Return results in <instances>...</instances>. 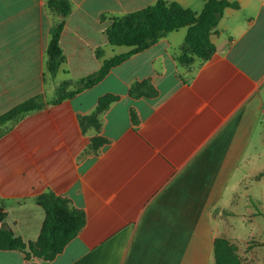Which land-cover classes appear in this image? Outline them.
Segmentation results:
<instances>
[{
    "label": "crops",
    "instance_id": "0c3cea01",
    "mask_svg": "<svg viewBox=\"0 0 264 264\" xmlns=\"http://www.w3.org/2000/svg\"><path fill=\"white\" fill-rule=\"evenodd\" d=\"M48 1L0 0V115L35 95L50 102L56 97L47 93L62 82L130 51L111 45L106 30L115 17L158 0H69L66 17ZM167 1L198 14L204 7V0L202 10L193 8L199 0ZM229 1L237 6L213 29L210 59L178 61L183 27L97 85L1 126L0 226L36 241L46 217L37 198L48 191L83 210L86 225L53 259L0 248V264H216L218 237L236 246L243 264H256L264 241L239 245L227 221L237 214L238 189L261 172L264 157V0ZM61 20L66 59L53 76L47 50ZM59 74L65 78L57 82ZM108 93L117 99L98 126L83 123ZM94 137L105 140L99 149ZM248 210L244 220L259 213Z\"/></svg>",
    "mask_w": 264,
    "mask_h": 264
},
{
    "label": "trees",
    "instance_id": "16d2710c",
    "mask_svg": "<svg viewBox=\"0 0 264 264\" xmlns=\"http://www.w3.org/2000/svg\"><path fill=\"white\" fill-rule=\"evenodd\" d=\"M48 6L55 14L66 17L72 10L69 0H49ZM237 6L229 0H204L201 13L183 7L179 2L158 0L145 8L115 17L111 26L106 30L108 41L113 46H128L131 50L106 59L102 67L76 82L64 81L56 90V98L45 102L42 95H35L17 104L7 112L0 115V128L6 123H17L26 115L42 110L49 103H60L66 98L97 85L112 68L121 64L133 54L149 48L167 34L180 28L187 27V34L182 53L178 61L184 65L192 64L195 59L208 60L215 52L211 41V33L223 16L227 7ZM64 21L58 22L51 30V39L48 45L47 68L55 76L65 55L60 44ZM71 85L75 89L69 90ZM132 87V93L137 90ZM156 91L146 94L155 95ZM117 96L108 93L99 98L95 112L84 118L83 123L94 121L98 126V115L106 110ZM3 133H0V136ZM105 140L101 137L92 139V147L99 149ZM38 204L44 209L46 217L38 239L34 242H25L14 233L0 226V248L3 250L18 249L27 255L43 259H53L61 253L65 246L74 239L86 225V215L83 210L76 208L71 200L56 194L53 191L42 193L37 198ZM5 213H0V222ZM216 264H243L236 252V246L225 237H218L215 241Z\"/></svg>",
    "mask_w": 264,
    "mask_h": 264
},
{
    "label": "rangeland",
    "instance_id": "374dc122",
    "mask_svg": "<svg viewBox=\"0 0 264 264\" xmlns=\"http://www.w3.org/2000/svg\"><path fill=\"white\" fill-rule=\"evenodd\" d=\"M193 6L195 10H202V0H199V6L196 4ZM122 47L123 49L126 48V46ZM62 78H65V76L59 74L56 81L60 82ZM53 97H56V93L51 90L47 93V98L51 99ZM259 167H261V172L254 177H250L238 189V196L236 199L234 198V204L232 205L237 214L230 221H227L231 224V235L236 237L239 245L250 243L251 246L255 244L254 241H264V157L260 160ZM257 180H261L259 184ZM247 191L250 193L249 197L244 195ZM248 207L255 208L260 214L258 213L256 218L244 220L243 217H248ZM254 253L256 264H264V246H257Z\"/></svg>",
    "mask_w": 264,
    "mask_h": 264
}]
</instances>
